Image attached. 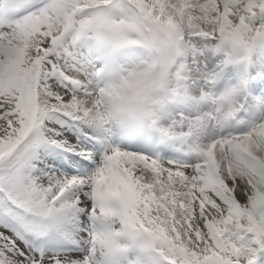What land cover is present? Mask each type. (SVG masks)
Listing matches in <instances>:
<instances>
[{"label": "snow or ice", "instance_id": "6c2138e0", "mask_svg": "<svg viewBox=\"0 0 264 264\" xmlns=\"http://www.w3.org/2000/svg\"><path fill=\"white\" fill-rule=\"evenodd\" d=\"M0 264H264V0H0Z\"/></svg>", "mask_w": 264, "mask_h": 264}]
</instances>
